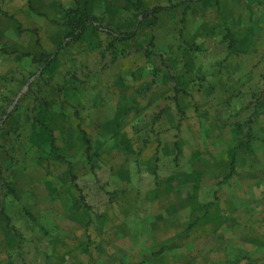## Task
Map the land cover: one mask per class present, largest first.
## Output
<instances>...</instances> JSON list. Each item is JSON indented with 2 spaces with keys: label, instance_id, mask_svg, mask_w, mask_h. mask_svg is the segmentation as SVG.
<instances>
[{
  "label": "rangeland",
  "instance_id": "rangeland-1",
  "mask_svg": "<svg viewBox=\"0 0 264 264\" xmlns=\"http://www.w3.org/2000/svg\"><path fill=\"white\" fill-rule=\"evenodd\" d=\"M0 264H264V0H0Z\"/></svg>",
  "mask_w": 264,
  "mask_h": 264
},
{
  "label": "trees",
  "instance_id": "trees-1",
  "mask_svg": "<svg viewBox=\"0 0 264 264\" xmlns=\"http://www.w3.org/2000/svg\"><path fill=\"white\" fill-rule=\"evenodd\" d=\"M65 24L69 28V33L74 34L77 30L82 31L87 24H92L96 26V16L92 13L87 12L86 10L68 9L64 15ZM132 33L126 35L127 37L131 36Z\"/></svg>",
  "mask_w": 264,
  "mask_h": 264
}]
</instances>
